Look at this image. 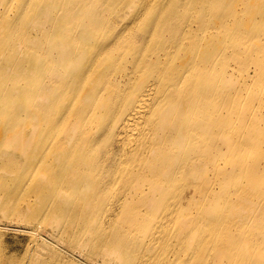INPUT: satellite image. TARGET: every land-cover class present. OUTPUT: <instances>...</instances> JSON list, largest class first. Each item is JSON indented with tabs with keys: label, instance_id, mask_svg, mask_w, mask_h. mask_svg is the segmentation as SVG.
Instances as JSON below:
<instances>
[{
	"label": "bare ground",
	"instance_id": "6f19581e",
	"mask_svg": "<svg viewBox=\"0 0 264 264\" xmlns=\"http://www.w3.org/2000/svg\"><path fill=\"white\" fill-rule=\"evenodd\" d=\"M125 1L83 0L79 8L80 0H0V50L22 55L17 73L23 82L0 80V129L24 127L20 118L30 121V133L11 136L20 138L23 159L32 141L38 156L44 147L46 154L65 153L43 181L57 191L58 205L71 202L58 192L61 186L83 189L84 202L89 190L119 183V207L154 210L160 226L151 231L145 224L143 232L152 236L142 250L159 246L161 264H185L191 251L196 264H264L261 252L250 250L244 258L235 252L245 235L237 228L245 222L263 227L264 220V191L249 218L252 202L245 196L259 190L241 180L258 174V164L264 174V127L248 115L264 105V90H257L264 84V0ZM109 4L115 16L103 15ZM122 8L131 10L127 25L120 22ZM20 28L27 35L12 48L7 40ZM242 40L248 47L238 48ZM231 60L241 73L228 68ZM3 61L11 60L0 56V75L6 76ZM250 63L257 65L253 74ZM16 99L15 107L3 108ZM250 117L259 124L254 134L244 131ZM51 122L66 127L62 139L44 131ZM253 145L259 154L247 161L240 153ZM74 164H83V172ZM252 235L264 244V228ZM124 236L117 233L115 247ZM141 256L136 264L151 259Z\"/></svg>",
	"mask_w": 264,
	"mask_h": 264
},
{
	"label": "rangeland",
	"instance_id": "374dc122",
	"mask_svg": "<svg viewBox=\"0 0 264 264\" xmlns=\"http://www.w3.org/2000/svg\"><path fill=\"white\" fill-rule=\"evenodd\" d=\"M107 1V0H105ZM122 2V0H116ZM254 1V0H253ZM95 0H89L90 4H93ZM127 2V0L125 1ZM206 7L211 6L206 3ZM10 4L14 12L17 13L18 8ZM79 8L83 7V0L78 2ZM110 6V4H109ZM217 8L211 6L214 10ZM123 12L120 15L123 17L120 22L123 25L129 23V14L131 10L128 8H122ZM103 15L115 16L116 6L113 4L104 8ZM9 12V9H8ZM154 11L150 12L153 13ZM113 13V14H112ZM154 14V13H153ZM248 14H240L244 17ZM15 19L13 23L19 24L20 19L14 14ZM19 21V23H18ZM68 21V20H67ZM69 22V21H68ZM49 23H47L48 25ZM120 24V25H121ZM72 32H75V27H70ZM2 27H0V30ZM81 30H77L79 33ZM27 30L20 28L14 34V38L10 37L8 45L12 48L18 49L19 43L22 38L26 37ZM241 41V46L235 45V47L243 48L248 47L249 43ZM6 57L11 61H3L1 66L3 71L7 73L6 76L0 75V80L5 79L8 83L16 85H23L21 78L17 71L20 68L22 55L14 53L12 50H0V56ZM19 55V56H18ZM18 56V57H16ZM18 59V61H16ZM20 61V62H19ZM19 62V63H18ZM228 68L235 73H241L239 71V64L235 61H228L226 63ZM249 72L251 74L254 67L257 65L250 63ZM245 66V69L248 67ZM242 67H244L242 65ZM245 70H243L244 72ZM32 82L30 86H34L36 83L35 75L29 72V77ZM251 81V80H250ZM264 90V84H262L257 90ZM255 91L254 89L248 90ZM247 93V94H248ZM17 99L11 100L7 103L4 102L3 108H13L17 105ZM83 103V100H81ZM12 111H10L11 113ZM251 117L256 115L261 123V127H264V105L255 106L254 109L249 111L248 115ZM250 117L248 120L251 126H246L244 131L251 134L256 133V126H259L258 122ZM98 122V121H97ZM92 120L89 125L96 128V123ZM18 123L24 127H15V130L0 129V264H136L139 258H142V254L148 255L151 259L147 264H161L160 255L162 249L155 248V244L149 245L151 250L143 251V245L152 236L151 233L143 232L145 224H151V231L155 227L159 229L160 222L159 216L154 214V210H150L144 207H138L134 210L125 211L123 208L117 205L115 198L120 194V186L117 183L114 187H110L108 190H89L87 193V200L83 202V189L63 188L59 189V193L64 191L65 195L70 198L69 205H58L56 202L55 189L52 193L51 189L45 188L43 181L48 174L49 168L54 165L58 158H63L65 153L57 156V154H46V147L42 148V153L36 155V148L33 146V141L28 142L24 147V154L26 159L22 158V149L19 148L20 138L11 136L17 132L30 133L32 127H30V121L28 119L18 120ZM50 127H43L44 131H52L54 133H64V128L55 124L49 123ZM47 126H49L47 124ZM101 133V130H99ZM60 139V140H61ZM62 142V141H61ZM97 146H100L98 144ZM95 146V147H97ZM104 147V145H102ZM99 148L96 150L98 151ZM68 148H66V151ZM83 150V148H82ZM246 152L248 154H246ZM259 151L256 145L242 150L240 156H245L247 161L253 155H258ZM60 158V159H61ZM237 157L231 158L234 160ZM264 164V160L262 161ZM49 165V166H48ZM39 166V168H36ZM77 168V171L83 172V164L73 165ZM259 173L255 174L253 178H250L247 174V183L255 185L259 190L257 194L252 195L250 192H245L252 204L251 210L245 212L246 215L251 218L255 210L258 208L261 200V195L264 191V174L260 171V165H257ZM239 179L235 176L231 179V191L234 198L237 195V189L233 185ZM240 193V191H238ZM63 194V193H62ZM257 197H259V203H257ZM103 201V205H98L95 200ZM57 205L59 207H55ZM27 209L36 210L39 214L30 216ZM155 209V208H154ZM156 210V209H155ZM122 215V217H121ZM127 217H136L134 224L128 223ZM118 218L120 222H118ZM111 219V221H110ZM264 228L259 227L257 224L253 225L250 222H245L243 227H238L237 230H241L239 234L244 231V238L239 241L235 252L240 258H244L248 255V251L252 250V253L261 252L264 255V244H260L256 235H252L254 231L262 232ZM122 232L125 236L124 240H120L116 247L115 242L117 233ZM226 233V231H224ZM104 239V240H103ZM227 239L222 240L225 242ZM114 247V248H113ZM212 252L206 253L211 255L212 261L215 259V254ZM186 258H190L185 264H196V251L187 253ZM201 254L199 256H202ZM198 256V257H199ZM178 259V258H177ZM237 261V264H246L244 262ZM208 264V262L206 263Z\"/></svg>",
	"mask_w": 264,
	"mask_h": 264
}]
</instances>
